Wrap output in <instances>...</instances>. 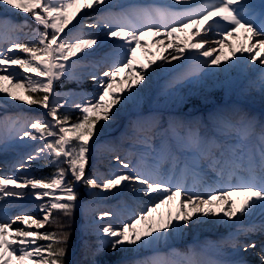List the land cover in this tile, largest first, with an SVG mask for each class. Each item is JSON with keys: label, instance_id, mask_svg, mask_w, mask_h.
Wrapping results in <instances>:
<instances>
[{"label": "snow or ice", "instance_id": "obj_1", "mask_svg": "<svg viewBox=\"0 0 264 264\" xmlns=\"http://www.w3.org/2000/svg\"><path fill=\"white\" fill-rule=\"evenodd\" d=\"M0 6H3L5 13L29 14L43 28L42 31L39 27L31 29L27 18L21 23L0 22V107L13 101H23L29 106L39 105L46 109L47 117L51 118H29L20 127H17L19 118H5L2 123L8 127L10 138L44 142L14 167L24 169L25 164L41 159L56 167V171L47 178L0 175V201L5 198L35 197L41 201L38 210L43 214L41 221L27 214L7 218L0 213V264H65L71 232H41L39 229L46 223L61 229L65 227L54 213L59 212L71 218L77 206L78 183L89 189L99 188L102 192L112 189L122 192L121 185L124 188L130 185L133 192L142 191L144 196L152 198L144 210L132 212L126 222H121L119 226L111 222L116 216L113 211H103L97 217L100 221L109 219L99 229L94 256L104 254L107 250L124 253L152 250L153 254L145 258L122 260L116 264H206L198 259L194 249L188 252H163L160 246L183 235L190 227L206 223L243 224L246 218L257 215L264 218V130L259 144L254 149L249 148L245 141L253 121L244 117L233 123L221 114L215 129L216 135L212 136H206L199 128L192 126L186 127L183 134L174 131L180 148L191 155L185 156L183 160L171 155L173 168L170 173L162 174L160 171L163 158H157L152 169L139 170L131 162L117 156L116 160L128 171H117L109 177L86 175L89 142L97 131L96 125L101 120H114L119 114V109L112 111L113 106L120 103V94L113 89L118 74L122 69L136 73L127 85L126 101L139 95V89L131 91L133 85L151 79L147 70L156 64L155 60H150L148 65H139L138 70L134 65L137 49L147 43L144 40L146 34L166 38L177 37L182 32L192 33V42H186L183 49L175 41L168 45L163 43V39L159 41L161 50L171 48L168 56L159 58L161 66L168 61L169 56L176 59L184 55L186 49L190 50V58L201 66H219L231 60V57H236L230 65L225 64L221 71L246 61H259L260 65H264V5L257 11L249 0H172L167 5H121L118 13L104 11L114 6L112 0H0ZM86 10L101 13L95 24L84 22L88 16ZM78 16L80 20H77ZM74 20L79 28L75 33L71 29L66 33L65 29ZM101 24L107 28L103 37L85 31ZM25 28L30 29L28 33L24 32ZM14 33H21L27 39H11ZM208 33L218 35L220 39L209 42ZM241 33L248 43L237 48L228 38ZM5 40L9 41L10 47L3 46ZM106 40L113 43L112 50L105 52L98 63L107 70L90 75L97 84V91L90 94L91 99L84 97L79 103L72 102V107L81 113L73 121L71 115L67 114L68 101L60 103L54 83L61 78H72L73 70L80 60L99 53ZM225 43L229 46L231 56L224 53ZM17 52L27 54L26 58ZM217 52L219 54L213 55ZM201 56L203 60L199 59ZM74 57L76 59H72ZM260 85L264 90V69ZM61 109H64L63 114ZM220 136L227 139L221 140L218 138ZM4 140L0 136V143ZM144 142H147V138H144ZM203 160L209 162V167L218 177L213 184L221 186L208 184L205 191H198L196 184L191 187L187 185L185 178L189 174L201 176L200 163ZM180 163H183L182 168L178 167ZM62 164L66 167H62ZM69 175L71 180L67 179ZM234 195L243 197L239 204L233 198ZM174 201L178 204L176 212L173 214L169 210L166 218L161 214L157 220L155 214L162 207L171 206ZM217 204L220 205L219 210L213 207ZM17 221L22 226L13 229L12 225ZM32 225L37 230H33ZM257 231L264 233V220L258 226L252 224L239 229L240 233L248 234ZM38 240L46 243L37 244ZM225 243L231 244L236 253L256 248V241L243 242L238 234L230 236ZM215 247L217 251L221 250L219 245ZM260 251L264 252V244ZM261 259L264 261V256ZM91 264L105 262L93 259ZM211 264L248 262L238 258L216 260Z\"/></svg>", "mask_w": 264, "mask_h": 264}, {"label": "bare ground", "instance_id": "obj_2", "mask_svg": "<svg viewBox=\"0 0 264 264\" xmlns=\"http://www.w3.org/2000/svg\"><path fill=\"white\" fill-rule=\"evenodd\" d=\"M172 0H112L113 7L111 9H104L105 12L111 11L113 13H118L121 11V5L127 6L129 4H159V5H167ZM249 2L256 6V10H260V6L264 5V0H249ZM88 11V16L85 18L84 22L95 24L97 21V17L101 15L100 12H95L93 10ZM8 15V13H6ZM2 14H0V17ZM81 17L78 16L77 20H80ZM73 25H76V28H73ZM69 29L66 33L71 29L72 32H75L79 28V24L74 20L73 24H70ZM85 31H92L99 34L103 37L107 28H105L102 24L94 29H86ZM210 37V41L219 40L220 37L218 35H213L212 33H208ZM163 39V43L168 45L171 41H175L180 45L183 49L185 48L186 42H192V33L191 31L187 33H180L177 37H154L151 33L146 34L144 36V40L147 41L146 44L142 45L137 49V60L134 62L136 69H139V65H148L150 60H155L156 64L151 65L148 68V72L151 75L150 80L142 81L140 84L133 85L131 91H139V95L136 96L132 100H125V97L128 94L127 85L135 76V72L128 69H122L118 74V79L113 85L114 91L120 94V102L117 105L113 106L112 111L115 112L116 109H119V114L116 116L114 120H109L104 123V127H102L99 138L93 143L95 146L96 143L101 140L110 139L115 145L128 147L133 152L137 153L141 159L142 163H145L144 169H152L153 165L156 163L157 158H163L160 164V171L162 174L170 173L173 165L171 159H166L164 157L165 147H169L170 151L173 150L174 147H178L179 144L176 141L174 131L178 130L181 134H183L184 130L188 126H192L191 121L197 116H201L204 118L203 122H201L198 126L201 133L206 136L216 135L215 129L219 123L218 117L213 115L215 108L218 109H228L230 108H243L250 109L255 105H260L263 103L264 98V90L261 89V85L259 82L254 81V76L259 73L261 66L259 61L256 62H244L237 64L235 66H230L226 70L221 71V68L225 67V64L222 62L221 65H211V66H201L197 61L190 58V50L186 49L184 55L177 56L176 59H172L169 56V59L166 63L161 66L160 57L168 56L171 48L165 50H161L159 48V41ZM232 45L239 48L241 46H247V39L241 33L239 36H231L228 38ZM113 47V43L109 40L105 41V46H101V51L93 56H88L86 59L80 60L77 64L74 71L77 76H88L89 81H92L90 75L92 73H98L100 70H107L103 65L99 64L101 57L105 52L111 51ZM147 49H150L149 52ZM152 53H155L153 55ZM224 53L226 55L231 56L229 51V46L227 43L224 45ZM219 52L214 53L213 55H217ZM19 55V54H18ZM81 55V54H78ZM239 56V53L237 54ZM247 57V53L244 54ZM72 59H76L75 57ZM200 60H203L204 57H200ZM236 57H231V60H235ZM231 60L227 64H231ZM15 67V66H14ZM22 73V70H19ZM181 73L184 75L179 76ZM178 77V78H177ZM96 83V82H95ZM226 84L227 88L232 90L231 98L228 99L226 103L219 104L209 109H200L194 112H186L182 111V105L179 104L181 96L186 94L202 96L203 100L206 104H209V101L206 98V95L211 93L213 87H217L219 85ZM163 90L166 94L165 99L162 103H156V99L158 98V91ZM258 90V93H255V90ZM14 91H20L19 89H13ZM97 91L96 88L91 92L87 93L83 96H78L76 94L69 93L66 96V100L68 104H71L73 101L79 103L81 98H89L92 96L90 94H94ZM2 95V94H0ZM111 99V97H108ZM164 107L165 115L161 119V122L164 121L165 128L169 130L168 137H162L159 135H147L144 130L138 125H129V121L134 117V112L136 110H140L143 107H149L151 110H154L158 106ZM171 108L172 110H168ZM27 110L26 104L23 101H13L11 104L5 105L4 107H0V125L4 121V119L8 116L17 118V114L20 111ZM167 110V111H166ZM184 114L187 117V121L178 126V129L175 130L172 127L171 119L173 117H177L178 115ZM227 115H230V112L227 111ZM224 115V116H227ZM228 117V116H227ZM215 122L216 125L213 127L212 122ZM144 136L148 137L147 142H144ZM222 137V136H220ZM219 138V137H218ZM248 139V138H247ZM120 140V142H119ZM36 141L30 140L28 138L18 139L14 145L6 146L3 143H0V155L7 157L9 164L11 160L17 157L22 151L25 150V145L30 143H35ZM250 139L248 140V143ZM174 145V147H173ZM143 146H149L150 150L143 149ZM104 151L99 147H95L93 152L91 153L90 161L92 166H90L91 171H96L95 173L100 176L102 171L101 166L93 165V163H98L100 161H104ZM172 155H176L183 160L185 156L191 155L187 150L181 149L179 146V150L171 153ZM33 162V161H32ZM6 163V167L8 164ZM94 166V167H93ZM178 167H183V163H180ZM139 170H143L138 168ZM89 170V171H90ZM201 176L193 177L189 174L185 178V182L189 187L193 184L196 186L202 187V190L197 189L198 191H205L208 184H212V186H221L213 184V181L218 179L216 173L213 171L211 167H209V162L207 160H203L200 163ZM20 171V170H19ZM90 171V173H91ZM128 171V169L124 170ZM21 172V171H20ZM11 175H19L18 167H14L11 169ZM5 177L8 174H4ZM93 176V175H92ZM232 182H235L233 180ZM123 188L122 192H118L116 189H112L110 191H103L99 188L91 189L88 197L93 198L95 200V204L98 207V214L100 215L103 211H113L116 213V216L112 218L111 222L114 226H119L121 222H126L127 217L132 212H139L144 210V208L151 203L152 198L148 196H144L143 192H133L131 186L129 185L127 188H124L123 185L120 186ZM237 200L239 204L243 199L242 196L233 197ZM47 199V198H45ZM41 201L34 200L33 197H24V198H5L3 203V207H6L9 212L2 213L7 218H14L16 215L23 214V212L27 213V208L36 205V213H40L38 210V204ZM178 207L177 202H173L171 206L162 207L156 214L155 217L157 220L160 219L161 214L166 218L167 212L171 210L173 214L176 212ZM217 210H219L220 205H213ZM98 215V217H99ZM109 218H105V221H100L97 219V222L92 225V237L97 239L99 234V229L104 222H108ZM235 219V218H234ZM264 218L259 215L246 218L243 224H232L229 223H206L201 226H194L186 229L183 235L176 237L174 240L168 241L166 244L160 246V250L163 252H169L176 249V246L181 244L182 246H189L191 250H195L198 253V259L206 262V264H211L212 261L216 260H233L238 258L245 259L248 264H264V261L256 262L254 258L261 251V245L264 244L260 242L261 236H264V233L259 231L248 234V233H240L239 229L242 227L247 228L252 224L259 225ZM15 226H22L21 222L17 221L12 225L13 229ZM32 229L36 228L35 225L31 226ZM27 230V229H25ZM233 234H238L239 239L243 242H248L251 240L256 241L258 245H256L255 249L249 248L246 252L240 251L236 253L232 248L231 244L225 243L230 236ZM15 239H19V237H15ZM216 245H219L221 250L217 251ZM136 253V259H140L142 256H150L152 255V250H143ZM264 252H261V254ZM262 254V255H263ZM261 255V256H262Z\"/></svg>", "mask_w": 264, "mask_h": 264}, {"label": "rangeland", "instance_id": "obj_3", "mask_svg": "<svg viewBox=\"0 0 264 264\" xmlns=\"http://www.w3.org/2000/svg\"><path fill=\"white\" fill-rule=\"evenodd\" d=\"M8 15L4 12L3 6H0V14H2V16L0 17V22L3 21H11V22H16V23H21L23 22L26 18H28L29 14H22V13H14V12H7ZM30 20H32L30 18ZM28 24L30 25L31 29H35V28H40V30L42 31L43 28L42 26H39L37 23H35L33 20L31 22H28ZM69 29L66 28L65 32H67ZM29 28H25L24 32L28 33L29 32ZM76 32V31H75ZM73 32V33H75ZM63 35V34H62ZM20 38L22 41H25L27 39L26 36H24L21 33H14L11 35V39H16V38ZM5 48L10 47V43L8 40L4 41V45ZM17 54H19L20 56H23L26 58L27 54L21 53V52H17ZM230 61V60H229ZM229 61H224V64H227ZM261 69L259 71L258 74H256L254 76V81L255 82H259L260 83V79H261V74H262V69H264V65H260ZM74 75H73V80L71 78H68L70 80V83H74L76 84V88H78L79 90H76L75 88H71L69 86H66L62 89L56 88V83L58 81H56L54 83V89L56 93H59V97H57L60 101V103H64V101L66 100V96L69 93H74L78 96H83L86 95L87 93L91 92L92 90H94L96 88V83L94 81H89L88 76L84 75V76H77L76 72L73 70ZM184 75V73H181L179 76ZM177 77V78H178ZM63 79V78H61ZM60 81V80H59ZM90 82V84L88 85V83ZM255 93H258V90H255ZM232 94V90H230V88H227L226 84H222L219 86H215L212 88L211 93H209L208 95H206L207 100L209 101V104H206L205 101L203 100L202 96H196V95H190V94H186L184 96H181L179 104H181L182 107V111H184V113L186 112H194L196 110H200V109H209L211 110L212 108H214L215 106L222 104V103H226L228 101V99H230ZM166 94L164 93V91L161 89L160 91H158V98L156 99V103L160 104L163 102V100L165 99ZM216 96H222L221 100H217ZM52 97H50L51 99ZM121 103V102H120ZM66 108L68 110L74 109L76 110L74 107H72V103L71 104H67ZM26 109L27 110H23L20 111L17 114V118H19V123L17 124V127H20L23 124V121L29 118H34V117H41L44 119H51L50 117H47L46 113L47 110L42 108L41 106L38 105H32L29 106L26 104ZM63 109H61L62 112ZM168 110H172L171 108H169ZM167 111V110H166ZM227 111L230 112V115H227ZM221 114L223 115H227L228 118H230V120L233 123H237L240 121L241 117H244L246 119H250L253 121L252 124V128L250 131V134L248 136V139L245 141V143L247 144V146L249 148L254 149L255 146H257L259 144V140H260V136L262 134V130H264V98H263V103H261L260 105H255L253 107H251L250 109H243V108H234L231 109L230 107L228 109H218L215 108V111L213 113V115L215 116H220ZM165 115V111H164V107H161L160 105L158 107H156L154 110H151L149 107H143L142 109H138L134 112V117L129 121V125H138L142 128V130L145 131V133L147 135H159L162 137H168L169 136V130L167 128H165L164 124H162L164 121L161 122V119L164 117ZM12 119H14V117L12 116H8ZM6 117V118H8ZM16 118V119H17ZM5 120V119H4ZM76 119H73V121ZM204 118L201 116H197L196 118H194L191 121L192 127L198 128L199 124L201 122H203ZM187 121V117L184 116V114L182 113L181 115H178L177 117H173V119H171L172 122V127L173 129L175 128L178 129V126L183 125L185 122ZM104 121L101 120L97 125V131L94 135V137L92 138V140H90V151H89V159H88V163L86 165V175L92 176V175H97L94 171L90 170V166H92V163L90 161L91 158V153L93 152L95 147H99L101 150L103 149L104 151V161H100L98 163H93V165H99L102 168V171L100 173V176L103 177H109L111 176L112 173L117 172V171H124L126 169H123L122 166L119 164V162L116 160V157L119 156L122 160H126V162H131V164L135 165L136 168H140V169H144L145 168V163L141 162V159L139 157V155L135 152H133V150H131L128 147H124V146H118L115 145L114 142H112L110 139H103L100 142L96 143L95 146H93V143L99 138L100 136V132L102 127H104ZM11 124V120L8 121V125ZM216 125V123L213 121L212 122V126L214 127ZM178 131V130H176ZM180 132V131H179ZM0 136H3L5 138L4 140V145L6 146H12L15 144V142L19 139V138H10L9 137V133H8V127L2 123L0 125ZM144 138H148L146 136H144ZM219 139L221 140H226L227 138L225 137H219ZM250 139V142L248 143V140ZM120 142V140H119ZM227 142H231V141H227ZM43 141H39L36 140L35 143H30L25 145V150L22 151L20 154L17 155V157H15L13 160L10 161V163L8 164L7 161V157L0 155V175H4V174H8L11 175V169L14 168V166L18 165V162H20L21 160L25 159L27 157L28 154L33 153L35 148L38 146H42L43 145ZM174 147V145H173ZM143 149L145 150H150L149 146H143ZM175 151H170L169 147H165V151H164V157L166 159H170L171 157V153H174L176 151L179 150V146L178 147H174ZM47 161L45 159H41V160H36L31 162L30 164H25V168L24 169H20L18 167V172L19 175H31V176H35V171L38 170L37 168L41 166V164ZM9 162V161H8ZM4 163L8 164V167L4 166ZM94 167V166H93ZM182 168V167H179ZM21 172H20V171ZM91 173H90V171ZM52 175V174H51ZM51 175L47 176L50 177ZM37 178V177H36ZM22 183V181H21ZM78 185V184H77ZM87 187V186H86ZM81 189V188H80ZM196 189H200L202 190V187H198L196 186ZM91 189H89L87 187L86 190L81 189L80 193H78V195H82L83 198L77 201V206L79 207L81 213H80V221L78 224V237H79V247H81L84 250H88V248H95L96 247V242L97 239H94L92 237V225L94 223L97 222V217H98V207L95 204V200L93 198L88 197V195L90 194ZM59 195V193H57ZM34 200H37L35 197H33ZM5 200L0 201V213H5V212H9V210L5 207H3V203ZM36 205H32L30 207L27 208V213L23 212V214H27V215H32L34 216L36 219L41 220L42 221V216L43 214L40 213H36ZM15 228H18V226H15ZM44 228V227H43ZM42 229H39V231L42 232ZM33 230H37L36 228H34ZM37 244H44L43 240H38ZM181 246V248H177L175 250L180 251V252H188L191 250V248L189 246H182L181 244H179ZM184 250V251H183ZM121 255L123 257H121L119 260H114L111 261L110 258L107 259L105 261L106 264H116V262L118 261H122V260H135L136 259V253L135 252H128V253H124V252H120V251H116L114 253H112V255ZM126 256V257H124ZM147 257V256H145ZM145 257H141L145 258Z\"/></svg>", "mask_w": 264, "mask_h": 264}, {"label": "trees", "instance_id": "obj_4", "mask_svg": "<svg viewBox=\"0 0 264 264\" xmlns=\"http://www.w3.org/2000/svg\"><path fill=\"white\" fill-rule=\"evenodd\" d=\"M60 84L62 86H68V81L66 79H62ZM59 85V83H58ZM217 100H221L222 96H216ZM39 106V105H38ZM64 113V109L62 110L61 114ZM69 115H71L72 120L76 119L81 115L79 111L74 110H68ZM62 167H66V165H61ZM56 171V167L54 165L49 164V162H46L42 165L41 168L35 171V176L37 178H47V176L53 174ZM68 180H71V175L68 176ZM81 189H86V186L83 184H80ZM81 189H76L78 193H80ZM82 195H78V200L82 199ZM77 200V201H78ZM55 216H58L60 219V223L65 225L62 229L59 227H54L52 224H45L43 228V232H52V231H70L71 236L68 242L67 247V255L65 257V264H91L93 259L103 261L105 262L107 259L110 258L111 261L116 260L119 258V255H112L111 250H107L104 254H101L99 256L93 255V250L95 248H88V250H84L81 247L77 246V240H78V224L80 221V209L78 206H76L71 218L63 216L61 213L57 212L54 213ZM43 243H46V241L43 240ZM77 248V250L73 253V251ZM106 264V263H105Z\"/></svg>", "mask_w": 264, "mask_h": 264}]
</instances>
